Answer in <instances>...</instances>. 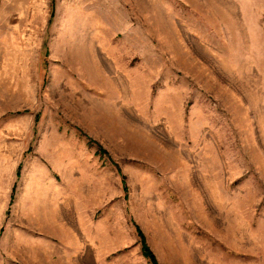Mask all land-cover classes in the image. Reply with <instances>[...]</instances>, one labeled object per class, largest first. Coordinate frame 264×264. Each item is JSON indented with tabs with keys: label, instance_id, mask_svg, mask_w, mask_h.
Segmentation results:
<instances>
[{
	"label": "rangeland",
	"instance_id": "374dc122",
	"mask_svg": "<svg viewBox=\"0 0 264 264\" xmlns=\"http://www.w3.org/2000/svg\"><path fill=\"white\" fill-rule=\"evenodd\" d=\"M89 217L264 264V0H0V264H103Z\"/></svg>",
	"mask_w": 264,
	"mask_h": 264
},
{
	"label": "crops",
	"instance_id": "0c3cea01",
	"mask_svg": "<svg viewBox=\"0 0 264 264\" xmlns=\"http://www.w3.org/2000/svg\"><path fill=\"white\" fill-rule=\"evenodd\" d=\"M11 191L13 190L11 189ZM12 195L11 193V200ZM74 196L80 197L77 195ZM74 196H70V198H72L71 200H73ZM88 225L89 228H87V230L89 239L95 245L98 241L96 251L99 252V258L102 259L103 264H144V256L142 255V257L140 253L135 250L126 248L127 244L125 243L127 238L121 233L116 235V232L113 230V225L111 222L109 223L107 218L100 217L99 219H95L89 217L87 221V226ZM110 258L112 259L109 260Z\"/></svg>",
	"mask_w": 264,
	"mask_h": 264
},
{
	"label": "trees",
	"instance_id": "16d2710c",
	"mask_svg": "<svg viewBox=\"0 0 264 264\" xmlns=\"http://www.w3.org/2000/svg\"><path fill=\"white\" fill-rule=\"evenodd\" d=\"M52 15H53V12L50 13V17ZM18 175H19V171L17 170L16 176H18ZM122 184H123V190H124V192H126L127 185L124 182V179H122ZM12 190H13V188H12ZM12 194H13V191H12ZM123 197L127 198V194H125ZM133 226H134L135 233L138 237V243L140 244V251H141L142 255L148 260V262L150 264H159L154 252L152 251V249L148 245L146 238H145V235H144L143 231L141 230V228L135 223H133Z\"/></svg>",
	"mask_w": 264,
	"mask_h": 264
}]
</instances>
